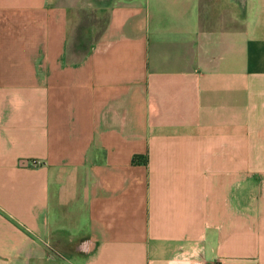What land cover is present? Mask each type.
Masks as SVG:
<instances>
[{
    "label": "crops",
    "instance_id": "0c3cea01",
    "mask_svg": "<svg viewBox=\"0 0 264 264\" xmlns=\"http://www.w3.org/2000/svg\"><path fill=\"white\" fill-rule=\"evenodd\" d=\"M0 264H264V0H0Z\"/></svg>",
    "mask_w": 264,
    "mask_h": 264
},
{
    "label": "rangeland",
    "instance_id": "374dc122",
    "mask_svg": "<svg viewBox=\"0 0 264 264\" xmlns=\"http://www.w3.org/2000/svg\"><path fill=\"white\" fill-rule=\"evenodd\" d=\"M74 36H75V35H74ZM75 37H76V36H75ZM72 43H73V46L76 45V38L73 40ZM87 45H88V43H85V42H84V43L80 44V47H81L82 50H84L85 48H87ZM75 47H76V46H74V48H75Z\"/></svg>",
    "mask_w": 264,
    "mask_h": 264
},
{
    "label": "trees",
    "instance_id": "16d2710c",
    "mask_svg": "<svg viewBox=\"0 0 264 264\" xmlns=\"http://www.w3.org/2000/svg\"><path fill=\"white\" fill-rule=\"evenodd\" d=\"M140 159V157H135L133 161L137 162Z\"/></svg>",
    "mask_w": 264,
    "mask_h": 264
}]
</instances>
